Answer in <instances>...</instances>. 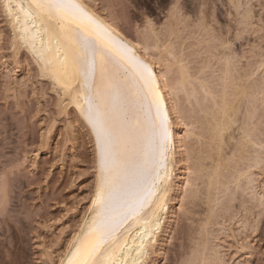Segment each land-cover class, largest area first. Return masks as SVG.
<instances>
[{
    "label": "rangeland",
    "instance_id": "obj_1",
    "mask_svg": "<svg viewBox=\"0 0 264 264\" xmlns=\"http://www.w3.org/2000/svg\"><path fill=\"white\" fill-rule=\"evenodd\" d=\"M85 1L160 71L174 125L167 211L143 264H264V0ZM9 21L0 0V264H66L109 140ZM121 94L110 111L127 127L143 107Z\"/></svg>",
    "mask_w": 264,
    "mask_h": 264
},
{
    "label": "bare ground",
    "instance_id": "obj_2",
    "mask_svg": "<svg viewBox=\"0 0 264 264\" xmlns=\"http://www.w3.org/2000/svg\"><path fill=\"white\" fill-rule=\"evenodd\" d=\"M1 1L18 44L35 56L41 70L76 109L82 112L90 103L93 105L102 128L100 140L104 134L109 146L114 143L112 148L104 147L105 143L101 145L103 150L100 147L105 152L99 153L103 158L99 160L89 214L66 264H83L86 258L88 264H105L106 260L110 264H143L163 224L175 165L176 136L160 71L138 43L85 0H74L80 12L65 9L60 14L37 10L31 7L32 0ZM121 93L132 100V105L139 106L133 105L135 108L143 107V114H134L130 119V128L119 123L121 118L117 122L115 114L119 111H110L116 108L114 102L123 98ZM117 95L121 98L117 99ZM156 97L166 115V140L154 103ZM174 106L172 113L177 114ZM220 106L224 116L229 106L223 101ZM211 125L213 139L215 134L222 139L223 131L229 127L227 120ZM183 136L177 134L179 143ZM136 153L141 157L132 163L130 155Z\"/></svg>",
    "mask_w": 264,
    "mask_h": 264
},
{
    "label": "snow or ice",
    "instance_id": "obj_3",
    "mask_svg": "<svg viewBox=\"0 0 264 264\" xmlns=\"http://www.w3.org/2000/svg\"><path fill=\"white\" fill-rule=\"evenodd\" d=\"M31 7L37 9V10H54L55 13L60 14L65 9H70L74 13L80 12L79 6L74 3V0H32ZM62 18V17H61ZM94 22V21H93ZM85 47H87V42H85ZM92 66L94 67V61L92 63ZM150 74V70H149ZM154 103L156 104L157 109V115L161 117V125L163 129V136L164 139H167V129L164 127L166 123V115L162 113L161 105L159 103V97H156L154 100ZM89 120L93 123L94 127H97L99 124V120L96 117L94 113L90 111L89 114ZM102 128H98V139L100 138ZM93 252L96 251V247L94 246L92 249ZM83 264H88L87 258L84 260ZM105 264H110V261L106 260Z\"/></svg>",
    "mask_w": 264,
    "mask_h": 264
}]
</instances>
